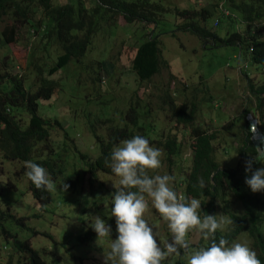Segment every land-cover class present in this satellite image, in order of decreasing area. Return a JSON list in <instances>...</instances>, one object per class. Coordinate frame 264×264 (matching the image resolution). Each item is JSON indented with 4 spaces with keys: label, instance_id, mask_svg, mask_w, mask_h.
<instances>
[{
    "label": "trees",
    "instance_id": "16d2710c",
    "mask_svg": "<svg viewBox=\"0 0 264 264\" xmlns=\"http://www.w3.org/2000/svg\"><path fill=\"white\" fill-rule=\"evenodd\" d=\"M186 1L188 6L179 9L165 7L160 0H0V156L7 161L19 163L21 175L25 171L24 161L31 160L47 170L52 182L60 180L61 184H67V188L72 190L83 179L90 186L94 185L97 173L111 175L105 159L113 145L134 135H141L148 140L150 146L161 149L167 170L171 172L177 166L175 158H181L182 146L175 135L164 134L163 131L158 135L156 123L152 118L149 119V106L145 103L140 105V99L136 95L129 99L125 110L119 113V123L108 119L95 121V124L106 128L104 134H99L94 130V125H90L92 137L98 147V156L93 162L83 164L84 167L80 168L82 177L79 171L64 174L67 170H73V165L65 158L70 156L66 144L69 136L56 119H44L38 114L40 103L47 102L61 89L60 74L66 68L67 71L69 65H78L79 70L87 75L93 89L96 79L89 76L91 73L98 74V81L100 75L111 78L110 63L99 62L98 67L93 70L84 67L82 60L90 53L97 34L101 30L109 35L114 33L119 19L126 25H142L146 31L138 36V45L131 62V71L139 85L151 82L163 70L169 69L161 55L159 37L163 34L174 38L175 32L187 33L200 43L204 51L235 48L239 73L247 82L249 95L253 98V103L248 99L249 105L253 104V107L246 104L238 117L222 125L220 129L221 132H227L232 125L237 126L235 136L239 143L236 148L239 165H236L235 170L222 167V163H218L214 157L215 151L217 152L214 146L216 133H206L197 127H191L188 133L193 142L189 158L191 164L189 170L179 178L177 185H181L183 190L177 196L197 198L201 204V216L216 215V201H224L225 207L221 212L227 217L229 225L227 229H218L213 234V239L218 241L223 237L232 243L238 235L246 233L251 240L250 248L255 251L261 264H264V243L259 230L262 223L258 210L260 202L248 193L241 175L244 161L250 158L248 155H254L257 147L250 141V125L255 120L259 123L257 131L264 132V116L261 112L264 84L253 86L248 79V67L264 70V0ZM204 1L205 5L201 6ZM164 15L180 19L181 23L174 25L167 20L161 21L160 18ZM164 25H171L168 32L164 31ZM3 27L9 28L10 33L2 34ZM238 27L243 28L242 32H239ZM219 30L223 31V36L218 33ZM22 38L29 49L23 64L19 65L10 56L7 46L20 43ZM75 80L78 87H84L77 78ZM159 92L157 109L166 108L174 122L183 125V128L191 126L198 109L195 97H192L190 104L178 106L173 99L177 91L171 94L165 88ZM201 92L203 97L200 100L204 106L211 105L212 99L205 96L204 90ZM56 127L64 131L61 134L62 148H55L54 145L56 135L53 131ZM72 146L75 151L71 155L78 156L82 166L86 156L79 152L75 141ZM223 148L224 146H220L219 150L225 154ZM255 166L257 165L254 163L253 168ZM27 185L40 210H44L52 200L49 190L36 189L29 181ZM119 187L118 184L111 192L114 193ZM227 197L239 204V213L237 210L229 211L225 201ZM6 218L20 225L26 220L15 218L9 210L0 213V220ZM0 228L3 238L10 241L9 250L25 257L27 264H49L46 256H43L44 251L34 250L29 241H20L17 235L4 230L1 223ZM90 237L89 234L85 238L89 240ZM208 243L200 235L195 249L206 247ZM10 260L11 256L5 264H12ZM183 262L178 259L172 264Z\"/></svg>",
    "mask_w": 264,
    "mask_h": 264
},
{
    "label": "rangeland",
    "instance_id": "374dc122",
    "mask_svg": "<svg viewBox=\"0 0 264 264\" xmlns=\"http://www.w3.org/2000/svg\"><path fill=\"white\" fill-rule=\"evenodd\" d=\"M160 1L169 8L183 9L188 6L186 0ZM204 5L205 1L201 3V6ZM160 20H167L174 25L181 23L180 19L167 15H164ZM142 27L138 24L126 25L122 19H119L118 27L114 33L109 35L108 32L101 30L92 42L90 53L82 60V65L94 70L98 67L99 62L106 61L112 65L111 78L100 75L98 81V74L91 73L89 76L96 79L93 89L87 80V75L79 70L78 65H69L68 70L66 71V68L64 73L60 74L61 89L50 100L40 103L38 114L44 119H56L62 129L67 132L69 140L65 142L70 156L67 155L65 158L71 162L73 170H67L64 174L79 171L82 177L80 168L84 167L83 164L93 162L98 156V147L92 137L90 125H94V130L99 134H104L106 128L95 124V121L108 119L115 121L116 124L119 123L120 120H117L119 113L125 110L129 99H133V95H136L140 99V105L145 103L149 106L151 112L149 119L152 118L156 123L158 135L160 131H163L164 134L175 135L182 146L181 158H175L177 166L171 172L167 170V163L162 151L161 168L154 170L159 174L171 175L174 178L171 186L179 195L183 190L181 185H177L179 178L189 170L191 164L190 147L193 142L188 134L189 129L197 127L206 133H216L215 160L222 163V167H230L231 170H235L236 165H239L236 154L239 143L235 136L237 135L235 134L237 126L232 125L227 132H221L220 127L238 117L245 109V105H249V100L253 103V98L249 95L246 80L239 73L235 48L224 47L204 51L194 37L179 32H175L174 38L169 37L168 34L159 37L161 55L169 69L163 70L151 82L139 85L131 71V62L138 45L136 43L139 41L138 36L146 32ZM170 27L171 25H164V31L168 32ZM238 29L239 32H242L243 28L238 27ZM1 32L2 34L10 33L9 28L4 27L1 28ZM262 32L264 31L262 30ZM218 33L223 36V31L219 30ZM7 47L10 56L19 65H22L29 49L23 42V38L20 43L10 44ZM248 69V79L253 86L264 84V70L257 67H248ZM100 73L102 74V72ZM76 78L80 85L84 86L83 88L76 85ZM165 88L171 94L173 91H177V95L179 93L178 96L173 97L178 106L183 103L190 104L193 101L192 97H195L198 109L191 126L183 128V125L174 122L166 108L164 110L157 109V96L160 94L159 91ZM202 90L206 97L209 96L212 99V106H204L200 100L203 97ZM249 106L253 107V104ZM261 112L264 116V100ZM251 119L253 118L251 117ZM63 130L56 127L53 131V134L56 135L53 139L55 148L63 147L61 136ZM153 136L155 138V135ZM156 139L158 138L156 137ZM74 141L78 145L76 147L79 152L86 156V160L82 161V166L78 156L71 155L75 151L72 146ZM220 146H224L225 154L219 150ZM255 164L257 166L254 168L264 167V164L259 162ZM20 168L19 163L7 161L0 156V204L4 206L0 207V213L9 210L15 218L26 219L23 225L8 218L0 220L2 228L17 235L20 241H29L34 250L44 251L43 256H46L45 259L49 264H102L101 252L102 249L107 248V242L103 239L96 240L95 233L87 226V223L90 220L89 215H99L112 228L110 238H115V225L113 218L110 217V208L113 194L111 191L117 187L118 178L113 174L97 173L94 185L90 186L83 179L74 189L66 188L64 191L60 187L61 181L56 180V183L53 182L54 190H49L51 202L44 207V210H40L39 204L28 191L25 176L19 173ZM149 174L151 175L152 171ZM241 175L244 181L243 168ZM237 176H239V172H237ZM245 188L252 197H256L260 202L258 210L262 223L259 230L264 243V192L252 193L246 186ZM225 201L229 211L240 212L239 204L233 198L227 197ZM216 205V218L218 220L223 218L222 229H227L228 219L221 212V209L225 207V202L216 201ZM144 219L154 229L157 242L163 248L164 242L171 239V233L167 228V222L156 213L150 202ZM35 232L36 234H33ZM89 234L91 237L88 240L85 237ZM199 238V231H190L186 235L189 249L182 250L179 255H166L162 264L165 262L172 264L178 259L184 261L183 264H187L188 254L195 249ZM233 242L246 243L249 247L251 244L246 233L238 235ZM9 243L10 241L7 242L3 238L0 228V264H5L9 256H11L12 264H27L25 257L16 255L12 249L9 250L11 247Z\"/></svg>",
    "mask_w": 264,
    "mask_h": 264
},
{
    "label": "clouds",
    "instance_id": "9594fccd",
    "mask_svg": "<svg viewBox=\"0 0 264 264\" xmlns=\"http://www.w3.org/2000/svg\"><path fill=\"white\" fill-rule=\"evenodd\" d=\"M257 125L254 120L249 127L250 141L257 147L243 164V183L252 193L264 192V167L253 168L254 163L264 164V132L257 131ZM160 157L161 149L150 146L141 135L114 144L106 157V166L118 178L120 186L111 196L110 217L114 220L115 238H110L112 228L99 215H89L87 223L96 240L107 242V248L101 252L102 264H162L166 255H179L189 249L186 235L192 230L199 231L209 243L191 251L187 264H261L246 243H229L223 237L218 241L213 239V234L224 223L223 218L201 216L197 198L178 197L171 186L174 178L154 171L161 168ZM24 168V176L36 189L54 190L44 167L27 160ZM60 187L64 191L68 185L62 182ZM149 202L167 222L171 233V239L164 242L163 248L157 242L154 229L144 219ZM0 207L4 206L0 204Z\"/></svg>",
    "mask_w": 264,
    "mask_h": 264
}]
</instances>
